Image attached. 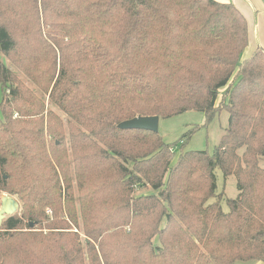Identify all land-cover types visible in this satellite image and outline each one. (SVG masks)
Returning <instances> with one entry per match:
<instances>
[{"label": "trees", "instance_id": "obj_1", "mask_svg": "<svg viewBox=\"0 0 264 264\" xmlns=\"http://www.w3.org/2000/svg\"><path fill=\"white\" fill-rule=\"evenodd\" d=\"M247 45L232 2L0 0V197L20 205L0 264L264 262V49ZM188 110L227 111L211 153L172 160L199 125L173 143L118 128Z\"/></svg>", "mask_w": 264, "mask_h": 264}, {"label": "rangeland", "instance_id": "obj_2", "mask_svg": "<svg viewBox=\"0 0 264 264\" xmlns=\"http://www.w3.org/2000/svg\"><path fill=\"white\" fill-rule=\"evenodd\" d=\"M0 59L6 61L1 54H0ZM11 68L13 67L11 66ZM19 77L36 94H39L37 89L29 81H27L25 77H23L21 74H19ZM58 113L62 117H64V115L61 112L58 111ZM14 116H16V114H14ZM227 121H228L227 111L221 110L219 114H216L209 123L203 126L204 114L199 111L188 110L186 112L174 115L169 118H159L158 133L160 136H162L164 142L173 143V142H177L180 136L186 131L192 129L196 125L200 126V128H198L191 134L190 138L182 147V150H181V145L179 143H177L176 146H173L171 151L173 154L172 160L175 161L181 151L207 150L208 152L211 153L214 147L219 142L220 137L224 132V128L227 126ZM216 184H217V192L223 191L225 196L228 198L236 197L238 190L236 188V183L233 175H228L224 178L221 171L216 170ZM223 207L224 209H226L225 206ZM19 209H20V205H19ZM155 242L157 243L158 240L155 239ZM254 262L255 261H247V262L236 261L235 264H247V263L252 264Z\"/></svg>", "mask_w": 264, "mask_h": 264}, {"label": "crops", "instance_id": "obj_3", "mask_svg": "<svg viewBox=\"0 0 264 264\" xmlns=\"http://www.w3.org/2000/svg\"><path fill=\"white\" fill-rule=\"evenodd\" d=\"M232 2L244 15L248 25V45L243 58L248 57L257 46L264 49V0H217ZM246 54V55H244ZM247 262V261H243ZM250 264V263H247ZM252 264H264L255 261Z\"/></svg>", "mask_w": 264, "mask_h": 264}, {"label": "water", "instance_id": "obj_4", "mask_svg": "<svg viewBox=\"0 0 264 264\" xmlns=\"http://www.w3.org/2000/svg\"><path fill=\"white\" fill-rule=\"evenodd\" d=\"M158 116H135L131 119L122 121L118 124L120 129H143L157 132L158 131ZM19 209V202L16 198L2 194L0 197V225L3 220L13 215ZM32 227V223L29 224Z\"/></svg>", "mask_w": 264, "mask_h": 264}]
</instances>
